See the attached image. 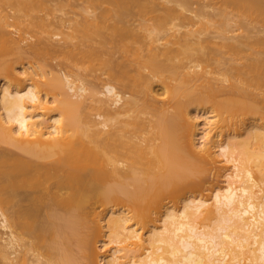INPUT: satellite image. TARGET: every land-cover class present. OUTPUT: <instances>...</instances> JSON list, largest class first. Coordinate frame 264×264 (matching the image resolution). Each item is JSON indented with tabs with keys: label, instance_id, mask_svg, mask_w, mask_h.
<instances>
[{
	"label": "bare ground",
	"instance_id": "1",
	"mask_svg": "<svg viewBox=\"0 0 264 264\" xmlns=\"http://www.w3.org/2000/svg\"><path fill=\"white\" fill-rule=\"evenodd\" d=\"M53 1L0 0V56L18 49L22 41L4 37L3 27L28 21L49 28L50 22L33 14L48 15L76 3L92 15L76 21L74 30L81 33L82 44L97 40L98 48L58 54L89 66L97 62L101 90L89 91L66 75L31 65L12 76L0 66V142L12 148L0 152L3 264H78L86 258V248V264H99L97 244L103 235L104 264H264V125L254 118L240 132L239 127L232 129L223 141L218 125L221 119L264 109V100L247 90L264 88V39L254 43L262 58L232 66L229 96L216 101L205 77L211 72L205 68L217 55L240 60L247 47L223 40L212 50L199 38L204 28L179 32L186 26L183 18L189 20L181 13L188 10L186 0H164L178 4V11L166 2L148 6L149 0H62L55 6ZM194 2L202 16L204 8L217 6L218 33L227 32L232 17L240 25L264 27V0ZM7 8L15 12L13 23L3 13ZM177 20L182 28L171 24ZM170 30L177 34L160 47L158 41ZM56 52L42 45L28 53ZM153 84L160 86L165 103L147 100V91L154 97L160 94L152 90ZM53 90L57 94L49 98ZM88 99L98 122L86 114L84 120L80 117ZM204 104L210 106L198 109ZM189 107L206 115L201 133ZM216 163L227 168L223 188L212 187L206 195L192 192L165 208L160 226L153 225L152 210L188 186L197 170ZM94 205L104 214L94 213L98 219L89 242L81 232L87 208ZM55 243L57 253L63 247L61 253L65 249L68 254L53 253L50 246ZM69 244L77 246L78 255L71 250L76 257L69 254Z\"/></svg>",
	"mask_w": 264,
	"mask_h": 264
},
{
	"label": "rangeland",
	"instance_id": "2",
	"mask_svg": "<svg viewBox=\"0 0 264 264\" xmlns=\"http://www.w3.org/2000/svg\"><path fill=\"white\" fill-rule=\"evenodd\" d=\"M57 1H62V0H55L51 3V5L55 6L58 3ZM149 1H150V3L148 4V6H153V4L155 5L157 3V5H155L154 7L159 6L160 4H164L166 2L164 0H149ZM186 1L188 2V10H186V11L184 10V13L182 10L181 13H182V15L185 14V16L188 17L189 20H187L183 15V17L185 18V19L183 18V20H185L186 24L183 21L181 24L184 23L186 26L185 27L182 26L183 29H181V31L179 30V32H183L185 30L194 31V30H197L199 28H204L205 31L203 32L202 36L199 35L200 36L199 38L202 40L204 39V41L207 42L206 43L207 46H210V48H212V50H214L213 46L221 45L220 43H222L223 40H225L223 43L227 42V44L228 43L236 44L237 42H239V44L241 45V47L243 49H244L245 45L247 47V48H245V50H243V53H242L243 58L242 59L237 60V61H230V59L226 56H224L225 57L224 58V57H220L217 55V56H215L216 61L211 62L210 66L205 68V70L211 72L210 74L205 75V77H206V81L208 83H210L212 85V87L214 88V91H215L214 93L218 96L215 98V100L221 101V100H223L229 96L231 85H233V81H232V79H230V77L232 75V71L230 70V68L232 66L241 67L242 65L249 63L248 62L249 58H250L249 61H251L252 59H257L260 57L258 55V53L260 52V48L258 50V47L254 43L258 39L259 40L264 39V31H263L264 27L260 26V25H254L252 23H251V25L249 23L245 24L244 22L242 23V25H240L241 23L237 22L236 18H234L235 19L234 20L232 17L233 20L231 19L230 21L228 20V22H227V26H226L227 32H224L222 34L219 32L220 33L219 34L217 31V28H215L216 25L218 27V22L221 20L220 16L218 15L217 6L204 8L203 10H204L205 15L202 16V15H197V14H199V13H197L199 10V7L196 6L197 4L194 2L195 0H186ZM165 4L169 8H170V6H173L176 11L181 10L180 7L178 6V4L168 3V2H166ZM89 12H91V11H88V14H85L82 11V9L79 6H77L76 3H70V6L65 7L64 10H62V11H53L52 13H50L48 15H46L43 12H37V13L33 14L34 16L44 17L48 22H50L51 25L49 26V28L40 27L34 23H29L28 21H23L22 23H19L18 25H10L9 27H3L2 33L4 34V37L9 38V39L21 38L22 41L20 42L18 49H14V48L10 49L8 52H6L5 54L0 56V66H4L6 68L7 73L12 76L16 72H20L22 70L29 68L28 65H31L33 68L40 69L41 71H44L46 73L56 74V75H66L69 77L70 80L74 81L75 84L79 85L82 83L85 87H87V89L89 91L98 93V90H101V87H100V82L98 81V63L97 62L94 63L93 66H89L87 62L83 63V64H82V62L76 63L75 61H70V60L64 58L62 55L58 54V50L77 52L80 50H87L89 47L98 48V41L97 40H93L91 43H85L84 42L82 44L81 40H80V34L81 33L74 30L76 21H80L82 19V17H84L85 15H88L91 17L92 13L89 14ZM3 13L5 15H7V21L10 23H13L14 20L10 16L11 15L13 16L15 14V12L13 10H11L10 8H7L3 11ZM179 20L172 21L171 24L175 23V25H176V23H177V25H179L178 24V23H180ZM60 22L63 23V26L61 25ZM238 23H240V24H238ZM171 24H169L167 27L171 28ZM258 26H260L263 29H260V27H258ZM177 28H178V26H177ZM255 29L257 30V32ZM171 30H175V29L173 28ZM171 30L166 37L161 39V41H158L159 46L162 43H164L166 41V39L169 41L172 40V38H173L172 34H174L176 32L173 33V32H171ZM151 37L152 36H150V38ZM146 41L149 42L150 40L146 38ZM160 42H162V43L160 44ZM167 44H168V47L171 46L170 43H167ZM208 44H210V45H208ZM42 45H45L46 47H48L50 49H54L57 52L56 53H49V54L28 53L30 50V47H41ZM153 45L156 46L157 42H156V44H153ZM163 45H165V44H163ZM254 50L257 54L254 52ZM246 55L249 57H247ZM260 58H262V57H260ZM204 65H206V64H204V63L201 64V66H204ZM14 68L16 71L13 70ZM29 69H31V68H29ZM199 69L194 68L195 71H200ZM260 72L264 75V69L261 70ZM46 77L48 78V75H46ZM18 83L21 86H24V84H25L22 82V80L19 81ZM173 84H175V83L170 82V85H173ZM153 86L155 88L153 87L152 90H155L156 93L158 91V93H160V94L157 95L156 97H154L155 94L153 95V93L147 91V96H146L147 100H153L154 99L156 105H160L162 102L165 103L167 101V99L164 97V95L163 96L161 95L160 86L158 87L155 84H153ZM2 87H4V81L0 80V89ZM242 87H245V86L243 85ZM215 88L217 90H215ZM247 90L249 93L256 95L257 100H264V88L263 87H261L260 89H256V90L252 89V88H248ZM216 91H217V93H216ZM56 94H57V90H53L48 95V97L52 98L53 95H56ZM125 94H127V93L125 92ZM97 96H98V94H97ZM124 96H127V95H124ZM158 96H160V97H158ZM206 105L204 104L202 106H198V109H201L200 107H202V109H207L210 106L209 104H208V106H206ZM86 106L88 109L86 108V110L83 113L81 112V114H80L81 119L84 120V118H86V117H84V114H86V116L89 117L88 118L89 120L94 121V119H95V121L98 122V118H97L98 114H97V111L95 109H93V107L95 108V105H94L93 101H91V99H88L86 101ZM259 106H261V104H259ZM191 108L192 107H189L187 112L189 111L191 113V115L197 116L196 123L198 124L197 129H198V133H199L202 130L203 120H204L206 115H204L202 111H198V110L194 111ZM170 111H172V110H170ZM254 118L260 119L259 123L264 125V109H261L259 112L255 113V114L245 112L242 114H238L235 117L228 118L227 120H222V119L219 120L218 125L220 126V131L222 134V137L219 138V140L220 141L225 140L226 137L231 135L232 129H234V128L239 127V128H237L238 131L239 130L241 131V128L242 129L246 128L247 126H249L250 123H252V119H254ZM198 133H197L196 140L200 141V139H199L200 134H198ZM10 148L8 147L7 144L0 142V152L5 151L6 149H10ZM190 161L198 164V162H196L192 157H190ZM222 166L223 165H221V163H216L212 167L206 165L204 167V170H202V169L197 170V172H195L196 173L195 176L193 175L194 178L192 177L193 179H192L191 183H189L188 186L178 190L174 194L165 198L162 201L161 207L156 212L154 210H152V213H149L151 220L152 221L154 220V224L153 223L152 224L156 225V226H160L161 224H159V222H157V221L161 220L160 219L162 216L161 214H163L162 212L165 211V208H167L172 203H178L179 204V202L183 198L187 197L192 192H199L202 195H206V194H209V191H211L214 187H216V188H219V186L224 187L225 182H224L223 174L226 172L227 168L224 166L222 167ZM223 187H221V188H223ZM130 189H132V188H130ZM94 206H96V207L95 208L94 207H88L87 208V209H90V208L91 209H90L89 213L87 212L88 210L86 211V213H88V214H86L87 215L86 216V224L84 226V229L81 232L82 233L81 236L88 239L89 242H92V239L94 236V230L96 229L95 227L97 224L96 220L98 219V217H94V213L96 214L99 212V213L104 214L103 213L104 211H101L102 210L101 207H99L98 205H94ZM93 208H94V210H93ZM100 216L103 217V215H101V214H100ZM40 217H42V219H47L46 218L47 216H45V215L44 216L41 215ZM243 217H246V215H244ZM48 219H49V217H48ZM48 219H47V221H49ZM55 219H56V222L58 223L59 221H57V217H55ZM50 220H51V222L53 221L52 223L55 222L53 217H50ZM48 223H50V222H48ZM60 223H61V225H60ZM60 223L58 224V226H56L55 229H57L59 227V225L63 226L62 223H64V221L63 222L61 221ZM54 224H52V225H54ZM55 225H54V227H55ZM49 227H50V225H49ZM54 227H51V229L53 228L52 230H54ZM146 230H147V227H146ZM0 236L3 237V231L1 228H0ZM103 236H102V238H100V240L97 244L98 245L97 246V255H98L97 260H98V262H100L99 264H104L105 260H106L105 259V257H106L105 248H103V246H102L103 242L106 241V239ZM59 239L60 238L56 239L57 240L56 243L57 244L59 243L60 248H61V245L63 246V244L58 242ZM62 239L63 238H61V242L64 241V240L62 241ZM56 243L53 244L54 246L52 244H51L52 246H50V247H52V250H54V251H52L53 253H55L56 249H58V247H59V245L57 246ZM0 244H1V242H0ZM69 246H71V244H69ZM73 246H76V245H73ZM73 246L70 247L71 248L70 251L75 250L76 254H77L78 251ZM54 247H56V249ZM60 248H59L60 254L57 253L58 251L56 252V254H58V255H62L63 253L68 254V250H65V249L61 253V250L63 249V247H62V249H60ZM85 253H86V258H81L82 260H80V263H78V264H86L88 262V256H87L89 254L88 248H86ZM19 254L21 255V253H19ZM69 254L72 257H74V255H75V257L78 255V254L76 255L75 252L73 254L72 251ZM1 258H2V255L0 254V264H3L4 260ZM78 258L76 259L77 262L79 261ZM29 264H32V263L30 262Z\"/></svg>",
	"mask_w": 264,
	"mask_h": 264
}]
</instances>
